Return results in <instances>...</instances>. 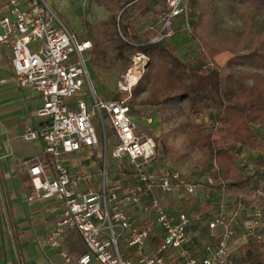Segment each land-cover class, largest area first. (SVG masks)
Instances as JSON below:
<instances>
[{
  "label": "built area",
  "instance_id": "built-area-1",
  "mask_svg": "<svg viewBox=\"0 0 264 264\" xmlns=\"http://www.w3.org/2000/svg\"><path fill=\"white\" fill-rule=\"evenodd\" d=\"M166 4L160 28L149 43L172 40L179 18L184 20V29L192 32L190 0H167ZM0 8L4 10L0 44L12 50L16 81L33 88L43 100L37 110L43 123L37 128L28 126L22 140L44 144L54 177L40 157L21 164L33 186L27 201L55 200L62 208L43 243L58 251L65 264L72 262L63 244L69 232L79 234L86 247L77 264H231L238 244L234 226L243 204L227 215L223 194L207 221L216 244L205 248V256H196L191 250V214L164 204L155 192L189 198L199 184L174 169L155 167L159 157L156 139L138 129L127 100L108 101L96 95L89 71L92 42L78 39L48 0H0ZM147 61L145 55H138L136 69L121 84L123 91L131 92L138 85ZM132 73L137 74L135 84ZM153 122L152 117L145 118L147 126ZM97 154H102V166L96 161ZM249 154L264 161V152L262 156ZM8 157L0 156V161ZM109 157L125 161L135 174L109 180ZM240 166L253 172L246 161ZM206 182L213 185L211 177ZM255 196L253 221L244 242L264 225V188ZM255 238L258 243L264 240L260 235Z\"/></svg>",
  "mask_w": 264,
  "mask_h": 264
},
{
  "label": "trees",
  "instance_id": "trees-1",
  "mask_svg": "<svg viewBox=\"0 0 264 264\" xmlns=\"http://www.w3.org/2000/svg\"><path fill=\"white\" fill-rule=\"evenodd\" d=\"M94 1L104 6L109 16L93 27L97 35L91 41L89 67L90 55L108 70L116 67V59L123 57L126 51H135L149 59L138 85L132 89L131 109L140 116L145 108L153 109L160 126L169 127L155 139L158 146L163 145L164 156L173 167L193 161L197 151L202 155L196 164L213 165L212 172L207 175L212 178L213 185L207 184V178L200 184L213 193L231 197L236 206L240 202L243 204L234 230L235 235H245L253 221V208L257 204L255 194L264 188V170L245 172L240 166L241 162H248L247 159L242 161L245 153L258 154L264 149V78L261 74L264 71V35L254 43L251 41L254 11L264 13V0H190L198 13L192 22L190 36L201 45L204 61V65L194 70L165 42L149 43L155 32H147L143 39L131 34L133 15L145 16L155 10V0ZM160 1L165 11L167 0ZM222 2L236 8V13L246 23L243 36L225 44L213 40L211 26L213 9ZM225 53L235 55L222 69L207 68L212 59ZM171 137L181 138V144L170 143ZM133 174L131 167H121L116 178L129 179ZM259 235L264 238V225L245 242L241 236L235 237L239 243L234 249L241 257L239 264H264V240L258 243L255 238ZM232 254L230 262L236 264Z\"/></svg>",
  "mask_w": 264,
  "mask_h": 264
},
{
  "label": "crops",
  "instance_id": "crops-1",
  "mask_svg": "<svg viewBox=\"0 0 264 264\" xmlns=\"http://www.w3.org/2000/svg\"><path fill=\"white\" fill-rule=\"evenodd\" d=\"M154 12L155 10L150 11L147 15H140V17L151 19ZM2 13L4 10L0 8V16ZM159 28L157 27L155 30ZM1 33L2 29L0 28ZM183 50L189 53L191 49ZM191 52L193 51L191 50ZM12 59L11 48L0 44V156L9 155L8 158L0 161V264H65L59 258L58 251L43 243L47 231L61 217L60 203L55 200L42 203L27 201V198L33 193V186L26 169L21 164L26 160L40 157L51 178L54 177V172L51 160L45 153L44 144L40 141L26 142L22 140V135L28 126L37 128L43 123V120L37 116V110L41 108L43 100L33 88L22 87L17 83ZM149 113L156 116V111L149 108L144 109L142 116L138 115L137 119L142 123L141 125L145 123V118L150 116ZM159 120L156 117L153 118L154 122L151 126L145 125L147 130L156 129L159 130V133L166 132L162 131L163 126H160ZM146 132L148 134L151 132L153 136L155 134L154 131ZM154 137L156 138V136ZM159 150L160 146H158ZM248 156L250 154L245 156V159L249 161ZM164 162L166 164H159L158 159L155 167H168L180 172L184 177L186 176L184 168L188 162L183 163L179 168L168 163L167 156H165ZM207 192L208 195L214 194L216 202L215 208L212 209L215 214L222 196L218 193L212 194L208 190ZM155 193L166 205L173 204L179 207L178 203L182 202V197L178 195L166 196L160 191ZM227 201L228 210L232 207L229 202L232 200ZM196 205L194 204L193 207ZM198 211L199 213L193 212L196 214L192 217L190 226L191 250L196 256L203 257L206 255L205 248L207 246L201 242L199 233L206 228L207 221L213 214L207 213L206 210L199 209ZM63 244L72 257V262L69 264H77L79 257L86 252L80 235L69 232L63 238Z\"/></svg>",
  "mask_w": 264,
  "mask_h": 264
},
{
  "label": "rangeland",
  "instance_id": "rangeland-1",
  "mask_svg": "<svg viewBox=\"0 0 264 264\" xmlns=\"http://www.w3.org/2000/svg\"><path fill=\"white\" fill-rule=\"evenodd\" d=\"M155 12L152 13L151 19L145 17H140L139 13H135L131 19V34H136L140 39H143L146 37L147 32L151 34V32H155V29L160 27V21L162 18V14L164 12V5L160 0H155ZM48 3L55 8V10L59 13V15L62 17L63 21L66 23L68 28L78 37V39L82 40H90L92 41L94 38H96V32L94 30V26L98 23L105 22L109 16V13L107 9L104 6H99L94 0H48ZM213 21L211 23L212 26V34H213V40L217 43H229L232 41V39H239L243 36V34L246 31V23L245 21L236 13V8L232 7L228 3L222 2L215 5L213 9ZM197 8L194 6H191V13L190 16L192 18V22H195L197 18ZM254 37L251 40L252 43L256 42L261 35H264V13H258L254 11ZM152 27V28H150ZM175 33L174 38L172 40L166 41L165 44L168 46L171 50L175 51V53L181 57L184 61H186L190 67L191 70L200 68L202 65H204V61L201 56V45L198 42H195L192 40L190 34L184 29V20L182 18H179L176 20V23L174 25ZM134 41V39H131ZM174 43V44H173ZM133 44L136 45L135 42ZM190 48L193 52H186L183 49ZM138 55H141L140 53H137L135 51H126L123 57H119L116 59V67L112 70L104 69L102 66H100L96 61H94V58H92V55H90V77L92 86L96 92V95L102 99L108 100V101H117V100H127L129 105L131 103V92L123 91L121 89V84L125 83V76L131 69H136L135 62L137 61ZM235 54L233 53H225L222 54L214 59H212L211 64L215 68L222 69L226 62ZM149 62V59L147 61V64ZM146 64V66H147ZM144 73V72H143ZM262 77L264 78V71H262ZM137 74L133 73L131 74V82L132 84H135L134 80L136 78ZM146 95L143 97L145 98ZM131 106V105H130ZM132 108V106H131ZM136 108V107H135ZM139 108V107H138ZM133 110V116L135 117V121L139 124L138 129L141 132L146 131H154V136H160L161 133H159V130L153 129V130H147L148 126L146 127V123L141 125L142 123L139 122L138 115L135 114L137 112L134 108ZM150 116H152L151 113H149ZM136 115V116H135ZM208 118V117H207ZM199 121H205V120H199ZM157 128V127H155ZM162 131L169 130V127L167 125H164L162 127ZM142 129V130H141ZM210 130V129H208ZM151 135L152 133L149 132ZM149 134V135H150ZM153 136V135H152ZM153 136V137H154ZM114 141L110 138V145L112 147ZM181 138H175L171 137L170 143L172 144H181ZM114 145V144H113ZM160 150L158 151V159L159 164H166L165 156H164V147L160 143ZM262 152H264V149L258 151V155H260ZM257 154V153H255ZM202 153L195 152L193 154L194 160L189 161L186 165V168H184V174H186L185 178L188 179L190 182L198 183L199 188L197 189V192L194 194V196H191L189 198L182 197V202L178 203V206H174L177 210L181 211H188L191 213V217L195 216L196 213H199V209L206 210L207 213L210 212V214H214L215 208V200H214V194L211 191L213 195H208L207 189L201 185V182H204L207 178V174L209 172H212L213 165L208 166H200L195 163L197 159H200ZM248 164H252L253 166V172L259 171L260 168L264 167V161L259 160V158H254L252 155L248 156ZM96 161L99 162V165L102 166L104 164V159L102 157V154H97ZM102 163V164H101ZM128 163L125 161L120 160H113L111 157H109L108 160V177L109 180L111 179H119L116 178L118 175V172L121 167H128ZM123 176H121L120 180H123ZM204 189V190H203ZM209 191V190H208ZM204 192V193H203ZM198 198H197V195ZM231 197L227 196V200H231ZM228 203V201H226ZM232 205L231 208L227 210V215H230L231 212L236 211V204H234L232 201H229ZM194 204H197L195 207ZM219 204V203H218ZM264 204V203H263ZM217 206V205H216ZM193 207V208H192ZM192 208V209H190ZM217 211V209L215 210ZM193 212H196L195 214ZM208 217H210L208 215ZM208 225H206V228H204L199 233V238L202 240L201 242L204 244V246H212L215 245V234H212L210 231L207 230ZM238 236H241L240 233L237 234ZM236 235V236H237ZM247 233L243 236H246ZM241 236V239L242 237ZM239 244V243H238ZM232 259L234 263L239 264L241 257L238 254V251L233 250Z\"/></svg>",
  "mask_w": 264,
  "mask_h": 264
}]
</instances>
